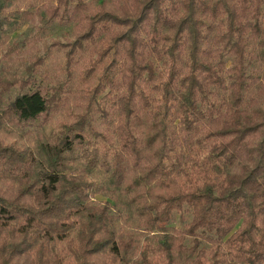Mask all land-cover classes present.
Wrapping results in <instances>:
<instances>
[{
    "label": "trees",
    "instance_id": "trees-1",
    "mask_svg": "<svg viewBox=\"0 0 264 264\" xmlns=\"http://www.w3.org/2000/svg\"><path fill=\"white\" fill-rule=\"evenodd\" d=\"M0 264H264V0H0Z\"/></svg>",
    "mask_w": 264,
    "mask_h": 264
},
{
    "label": "rangeland",
    "instance_id": "rangeland-1",
    "mask_svg": "<svg viewBox=\"0 0 264 264\" xmlns=\"http://www.w3.org/2000/svg\"><path fill=\"white\" fill-rule=\"evenodd\" d=\"M71 32V28H62L57 25L52 26L45 33L40 29L39 22H25L22 20H17L11 26V30L9 32V36L11 40H19L24 38H34V50L33 52L36 55H41L44 53V47L49 45L53 40L64 41V36ZM29 46L23 48L20 51V57H26L30 52L28 50ZM26 63V61H22V64ZM96 200L98 201H106V198L97 196Z\"/></svg>",
    "mask_w": 264,
    "mask_h": 264
}]
</instances>
